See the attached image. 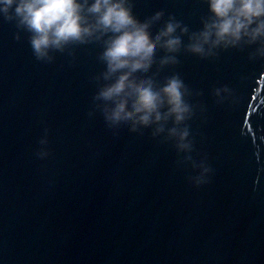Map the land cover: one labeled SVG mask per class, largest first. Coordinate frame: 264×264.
I'll list each match as a JSON object with an SVG mask.
<instances>
[{"label":"water","instance_id":"1","mask_svg":"<svg viewBox=\"0 0 264 264\" xmlns=\"http://www.w3.org/2000/svg\"><path fill=\"white\" fill-rule=\"evenodd\" d=\"M133 4L141 21L163 13L153 36L169 16L196 32L209 15L206 0ZM17 31L0 18V264H264V59H249L255 46L207 59L181 50L156 77L179 74L191 92V155L211 169L196 186L199 169L178 163L173 142L150 128L110 129L95 109L99 43L45 62ZM224 87L232 95L216 97Z\"/></svg>","mask_w":264,"mask_h":264},{"label":"clouds","instance_id":"2","mask_svg":"<svg viewBox=\"0 0 264 264\" xmlns=\"http://www.w3.org/2000/svg\"><path fill=\"white\" fill-rule=\"evenodd\" d=\"M206 3L209 15L202 18L201 30L189 32L169 16L155 36L151 28L163 13L141 21L133 13V0H0V18L15 23V39H21V32L28 33L33 54L40 61L52 62L53 53L73 46L99 43L103 51L98 59L105 70L94 78L98 91L93 101L106 125L140 134L150 128L153 138L163 136L165 142H173L177 154H184L178 163L199 169L189 179L200 186L207 182L211 169L205 159L198 162L191 155L194 141L188 121L195 114V106L187 99L191 92L179 74L166 77L162 84L156 77L164 67L179 64L181 50L207 59L220 51L255 46L249 59H264V0ZM161 50L164 55L157 60ZM154 64L157 71L150 76ZM221 92L227 94L225 98L232 95L228 87L215 89L214 95L219 98ZM39 143L37 156L48 157L47 129Z\"/></svg>","mask_w":264,"mask_h":264}]
</instances>
